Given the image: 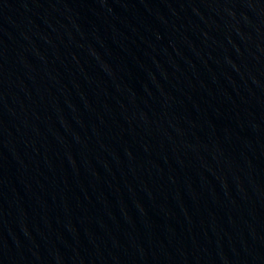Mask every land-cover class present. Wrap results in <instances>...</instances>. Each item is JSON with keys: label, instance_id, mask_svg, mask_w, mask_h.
<instances>
[{"label": "water", "instance_id": "95a60500", "mask_svg": "<svg viewBox=\"0 0 264 264\" xmlns=\"http://www.w3.org/2000/svg\"><path fill=\"white\" fill-rule=\"evenodd\" d=\"M0 264H264V0H0Z\"/></svg>", "mask_w": 264, "mask_h": 264}]
</instances>
